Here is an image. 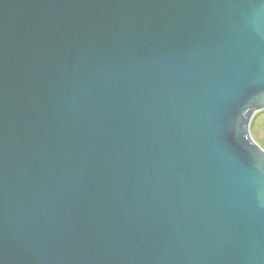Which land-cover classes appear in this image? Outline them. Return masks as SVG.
<instances>
[{"label":"water","instance_id":"water-1","mask_svg":"<svg viewBox=\"0 0 264 264\" xmlns=\"http://www.w3.org/2000/svg\"><path fill=\"white\" fill-rule=\"evenodd\" d=\"M256 106L264 0H0V264H264Z\"/></svg>","mask_w":264,"mask_h":264},{"label":"rangeland","instance_id":"rangeland-1","mask_svg":"<svg viewBox=\"0 0 264 264\" xmlns=\"http://www.w3.org/2000/svg\"><path fill=\"white\" fill-rule=\"evenodd\" d=\"M250 132L253 139L264 148V113L252 120Z\"/></svg>","mask_w":264,"mask_h":264},{"label":"bare ground","instance_id":"bare-ground-1","mask_svg":"<svg viewBox=\"0 0 264 264\" xmlns=\"http://www.w3.org/2000/svg\"><path fill=\"white\" fill-rule=\"evenodd\" d=\"M261 106V105H260ZM259 106H256V107H251V108H246L244 109V124H243V130H244V134H245V137H247V134H248V131H249V128L251 126V123H252V112L256 109H258ZM248 141V142H247ZM246 142L248 144H250L254 149H256L261 155H263L264 157V154L259 150L257 149L251 142L250 140L248 139L247 137V140Z\"/></svg>","mask_w":264,"mask_h":264}]
</instances>
